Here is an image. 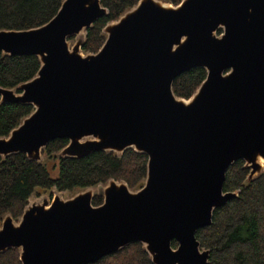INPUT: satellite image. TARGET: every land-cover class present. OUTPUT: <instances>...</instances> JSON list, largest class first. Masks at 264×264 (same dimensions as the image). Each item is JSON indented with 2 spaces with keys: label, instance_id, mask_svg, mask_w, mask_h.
<instances>
[{
  "label": "water",
  "instance_id": "obj_1",
  "mask_svg": "<svg viewBox=\"0 0 264 264\" xmlns=\"http://www.w3.org/2000/svg\"><path fill=\"white\" fill-rule=\"evenodd\" d=\"M106 14L101 0H64L42 26L0 30L1 53L41 62L31 80L0 85V103L35 107L0 137V155L42 162L58 138L69 140L62 157L134 148L148 156L147 178L139 189L111 179L97 194L31 197L18 222L3 219L0 255L91 264L140 242L153 264H209L197 231L238 196L224 190L229 167L243 160L247 183L264 172V0H139L105 26L98 52H84L87 30ZM195 67L207 77L178 97L175 79Z\"/></svg>",
  "mask_w": 264,
  "mask_h": 264
},
{
  "label": "trees",
  "instance_id": "obj_2",
  "mask_svg": "<svg viewBox=\"0 0 264 264\" xmlns=\"http://www.w3.org/2000/svg\"><path fill=\"white\" fill-rule=\"evenodd\" d=\"M64 0H0V30L31 29L49 22ZM174 5L182 0H164ZM108 14L87 30L84 52H98L106 40L105 26L120 18L139 0H101ZM223 32L220 29L219 34ZM41 67L35 55L10 56L0 52V85L14 88L31 80ZM207 77L203 67H195L177 77L173 90L178 97L191 98ZM35 107L31 104L0 103V137H7ZM68 139L51 141L43 154L57 160L53 175L48 163L30 159L25 153L0 155V223L6 215L19 219L29 200L38 190L73 191L106 184L111 179L125 181L131 189L143 186L148 173V156L134 148L122 154L98 151L83 158L57 154ZM250 170L243 160L232 164L226 175L225 191H239L238 196L215 209L210 226L200 228L197 238L202 247L211 250L209 264H264V172L246 182ZM103 197L95 195L99 205ZM1 225V224H0ZM173 246L178 243L173 241ZM0 264H21L19 249H8L0 255ZM91 264H153L140 242L107 255Z\"/></svg>",
  "mask_w": 264,
  "mask_h": 264
},
{
  "label": "rangeland",
  "instance_id": "obj_3",
  "mask_svg": "<svg viewBox=\"0 0 264 264\" xmlns=\"http://www.w3.org/2000/svg\"><path fill=\"white\" fill-rule=\"evenodd\" d=\"M75 41H76V38H74V37L69 39L70 45H73L75 43ZM57 156H59V155L57 154ZM43 160H44V162L46 161L48 163V167L50 168L52 174L56 175L58 173V170H57V167L54 168V166H55L54 164L57 162V160L54 159V156L53 157H48V156L43 154ZM119 182H121V181H119ZM99 188H100V186H95L94 187V190H95L96 194L98 193V189ZM82 190L83 189H76V190H73V191H59L56 188L49 189V190H40V191L38 190V192L35 195H33L31 200H39V199H44V198L52 200L54 198L55 194H57V193L59 195H61L64 199H68V198H71V197L75 196L76 194H78ZM16 221L18 222L19 220L16 219ZM0 224L2 225V222ZM1 225H0V227H1Z\"/></svg>",
  "mask_w": 264,
  "mask_h": 264
}]
</instances>
